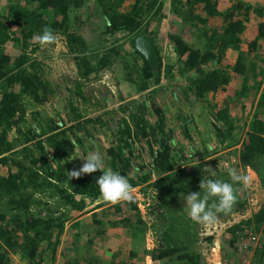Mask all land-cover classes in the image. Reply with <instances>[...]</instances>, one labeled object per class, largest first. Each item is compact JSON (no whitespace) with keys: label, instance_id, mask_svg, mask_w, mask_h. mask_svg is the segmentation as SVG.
Returning <instances> with one entry per match:
<instances>
[{"label":"rangeland","instance_id":"obj_1","mask_svg":"<svg viewBox=\"0 0 264 264\" xmlns=\"http://www.w3.org/2000/svg\"><path fill=\"white\" fill-rule=\"evenodd\" d=\"M234 1L218 0L217 5L220 9H226ZM244 1L259 6L263 12V15H258L254 11L251 12V19L244 33L245 37L251 39L258 31L259 22L264 20V0ZM12 2L30 8L39 5L38 0H0V25L3 30L10 34V38L3 44V51L12 56L25 52L29 57L25 64L33 60L38 62L36 63V70L40 76L48 80L51 86V91L45 102L30 103L27 116L29 121L26 120L22 122L23 124L21 123L20 131L28 128L32 122L41 127L53 118L60 125L57 130L63 129L60 136L71 135V131L75 132L72 135L74 139L71 137L72 141H75V145L74 148L72 147L69 157L72 170H78L82 166L84 163L81 159L82 156L87 155L89 151L96 150L103 154L104 168L108 169L109 149L118 146V137L122 136L123 128L128 124L134 140L133 153L137 155V161L149 163L150 147L148 141L142 135H136V125L132 118V113L136 110L140 114L142 113L143 105L146 102L147 108L144 116L147 120L154 123L163 113L166 128L167 126L176 128L172 130V133L177 134L178 141L186 145L185 151H189V146H192V143L199 151L203 150V143L210 148V152L205 157L199 154L194 158L196 163L204 162L201 179H219L229 182L227 167L235 168L239 173L252 177V184L249 188L244 189L239 185L236 186L240 189L238 196L241 197L243 206H235L231 215H221L218 223L226 219L239 223L264 206V177L251 166L243 164L239 158L242 142L246 139L248 128L252 122L258 94L252 92L249 97H244L241 100L235 97V91L241 78L231 70V65L235 62L238 51L227 49L220 63L209 61L205 65L206 68H216L220 65L226 71L229 69L231 80L226 87L212 90L197 100H191L189 99L192 96L191 89L188 86L191 82V76L196 72L193 69H184L187 53L180 56L174 41L171 39L172 34L180 35L192 47L202 49L205 47L206 40L204 31H210L213 26L219 28L223 21L222 16H209L206 21L195 19L196 21L191 22L174 11V0H159L156 7L145 16L142 30L147 28L146 33L150 34L157 44L161 61L156 70H161L160 81L158 83L149 81L147 87L144 88L141 80L144 60L131 43V39L137 35L127 31L105 33L106 21L98 0H83V4L72 9L67 26L54 33L57 37L56 43L46 48H41L38 43L33 41L32 37L29 39L30 42L26 48L15 39V36H22V34L20 32L21 25L14 20V15L10 11ZM157 5H159V11L155 12ZM201 12L203 16H206L203 10ZM60 17L61 15H58V20ZM39 34L41 33L37 32L34 35ZM69 34L79 38L76 39V42H71ZM82 42L89 47L85 52L91 63H96L97 59L106 52L112 53V62L98 72L85 75L86 66L81 59L85 53L78 50ZM263 50L264 46L259 52H263ZM17 88L18 86H16ZM186 93H190L189 97ZM156 106L161 108L160 114L156 113ZM225 107L233 116L234 127L232 132L226 136V140L220 142L216 135V129L209 119L213 116L212 112ZM186 116L195 117L197 121L194 122ZM261 117L264 118V112L261 113ZM179 121L181 123L188 122L190 133L194 136L193 142L182 131L184 127H181V130L179 127L177 128ZM197 123L198 127H196ZM77 124H83L85 128L83 126L77 127ZM71 125L75 127L71 128ZM86 128L89 132H86ZM9 138L18 140V130L13 131L11 129ZM23 146L17 143L12 150L5 152V155H8L10 159L6 163L0 162L1 174L6 175L10 170L15 171L17 169L13 159H21L30 165V162L23 157ZM157 147L158 143L155 142L154 148ZM127 150L128 148H125V153ZM73 157L76 158L72 159ZM186 162V160L181 162L182 165L180 164L176 169L186 166L187 170L190 171L192 164ZM54 164L56 165V161ZM259 168L264 172V162L260 164ZM97 173L102 175L99 170ZM134 174L135 176L138 174H136L135 167H133L131 175L127 174L128 179ZM159 175L153 172L148 182L133 186L136 200L133 203L120 202L110 205L100 199V194L94 197L76 193L77 200L84 199L85 206L81 209L72 208V205L67 203L65 199H61L55 185L46 184L47 186L40 188H35V185L32 184L29 185L26 194L32 192L30 214L45 218L58 216L64 219V226L60 234L58 235L57 228L53 233V238H51L58 242L55 264H61L65 258L70 256H79L80 260L85 257L92 260L94 256H98L108 262L109 252L104 241L108 237V215H113L116 218L114 219V226L121 227L128 233L127 236L132 237V241H134L132 247H137L135 240H144L143 250H141L143 254L136 264H177V260H170L169 257L156 260L150 254L154 247L163 245L161 235L168 224L169 227L167 228L175 231L176 235L187 233L184 235L186 240L191 236L190 230L194 231L196 239L192 242L191 248L201 253L203 262L206 264L205 257L211 258L210 247L213 246L214 238L217 236H210L206 239L204 242L206 254H203L199 235L201 226L191 222L184 209L185 201L182 199V195H187L189 192H180L175 199L166 195L167 197L162 204V197L159 194L160 188L152 185V182H155ZM52 182L56 183L55 179H52ZM61 184L67 183L62 182ZM68 188L69 190L72 189L71 186ZM0 208L7 212L6 221L10 227L18 222V219L14 218V214L19 210L12 208L7 203L6 198L0 197ZM243 215L244 217H242ZM139 216L144 220V225L139 223ZM170 224H174V226ZM133 226L135 227L134 233ZM232 226L226 230L227 236L220 233L222 228H219L218 233H215L217 235L220 233V236L222 234L220 240L222 258L227 262L249 260L250 264H264V228L258 227L255 222L242 223L241 228L236 231L231 230ZM140 227L143 230H138ZM248 227L258 236L257 242L248 238L245 233V229ZM149 229H151V236H153V244L148 239ZM104 233L105 235L102 237L97 236ZM12 238L19 244L23 241L22 233L17 238L12 235ZM0 242L6 246L1 236ZM6 247L10 250V257L14 264H32L29 262V254L23 251L21 247L15 249ZM128 248L129 244L120 254L123 260L133 258V256L132 258H125L124 254L128 253ZM41 249L44 250L43 258L46 257V261L50 260L52 249L48 246V239L41 240L38 254ZM134 252L136 253V251ZM147 253L151 255L152 260L156 261L153 262L150 258L147 260ZM46 261L41 264H46ZM81 262V264H85V260Z\"/></svg>","mask_w":264,"mask_h":264},{"label":"trees","instance_id":"obj_2","mask_svg":"<svg viewBox=\"0 0 264 264\" xmlns=\"http://www.w3.org/2000/svg\"><path fill=\"white\" fill-rule=\"evenodd\" d=\"M38 1L39 5L34 8L22 6L17 2H12L10 7L14 20L21 25L20 32L22 36H15V39L24 48L28 46L29 39L37 32L42 33L45 27L50 28L54 33L62 27H66L70 11L83 4V0ZM217 1L174 0V11L191 22L196 21L195 19L206 21L209 16L216 15L222 16L223 21L219 28L213 26L210 31H204L206 40L205 47L202 49L192 47L180 35L172 34L171 39L174 41L180 56L187 53L184 60V69H193L196 72L191 76V82L188 86L191 89L192 96L189 97L190 93H186L191 100H197L212 90L226 87L231 80L229 69L226 71L220 65L216 68H206L205 65L209 61L220 63L227 49L238 51L236 60L231 65V70L241 78L235 91V97L241 100L244 97H249L252 92L258 94L252 122L248 128L246 139L242 142L239 158L243 164L251 166L264 177V172L259 168L260 164L264 162V118L261 117V113L264 112V50L259 52L264 46V20L259 22L258 31L253 38L248 39L244 36L247 24L251 19V12H257L258 15H263V12L259 6L253 5L249 1L235 0L226 9H220ZM158 2L159 0H98L106 21L104 32L127 31L134 35L146 33L147 28L142 30L145 16L156 7ZM202 10L206 13V16H203ZM158 11L159 5H157L155 12ZM58 15H61L59 20ZM64 32L66 31L64 30ZM69 36H71V42H76V39L79 38L77 36L73 37V34H69ZM9 38L10 34L3 30L0 25V162L6 163L10 158L5 155V152L12 150L19 143L24 145L22 149L23 157L30 162V165L21 159H13L17 169L15 171L10 170L6 175L0 173V197L6 198L7 203L12 208L19 210L14 214V218H17L18 222L10 227L6 221L7 212L0 208V236L6 246L12 249L21 247L23 251L27 252L30 257L29 262L32 264H41L46 261V257L43 258L42 256L44 250L41 249L39 254L38 252L40 251L41 240L48 239V246L52 250L51 259L47 260L46 264H55L58 242L51 238H53V233L57 228V233L60 234L64 226V219L58 216L45 218L30 214L32 192L26 194L27 187L31 184L35 185V188L43 187L46 184L55 185L61 199H65L67 203L72 205V208L78 209L83 208L85 204L84 199L77 200L75 194H88L97 197L100 194L99 188L90 174L83 175L79 179L69 178L68 172L72 171L69 157L71 156L72 147L74 148L75 145L71 141L75 132L71 131V135L60 136L63 129L57 130L60 125L53 118L41 127L32 122L28 128L20 131L22 122L29 121L27 116L30 103L45 102L48 99L51 86L48 80L40 76L36 70V63L38 62L33 60L25 64L29 60L25 52L12 56L3 51V44ZM74 45L73 47H75ZM88 49L89 47L84 42L78 47L80 52L85 53L84 57L81 58L83 59L82 63L86 66L85 75L98 72L113 60L112 53L106 52L97 59L96 63H91L85 52ZM136 51L144 60L141 69L143 73L141 75L142 86L146 88L149 81L158 83L161 70L151 68L145 57L137 49ZM16 86H18L17 89ZM146 108L147 103L145 102L142 113L140 114L136 110L132 113V118L136 125V135L140 134L148 141L150 147L149 163L137 161V155L133 153L134 140L131 128L127 124L123 128L122 136L118 137V146L109 149L108 165L113 170H127L129 168L133 170V167H135L136 174L138 173L137 176L134 174L128 179L132 186L148 182L153 172L160 174V177L152 182V185L160 188L161 192L159 194L162 197V204L165 197H167L166 195L175 199L180 192L200 191L199 182L203 174L202 166L204 162L196 163L194 158L199 154L205 157L210 152V148L204 143L202 151L193 146L195 145L192 143L194 136L190 133L188 122L181 123L179 121L177 128L179 127L181 130V127H184L182 131L186 133L188 139H192V146H189V151H185L187 147L178 141L177 134L173 133L174 140L171 137L170 127L167 126L166 128L163 117H160L154 123L147 120L144 116ZM212 113L213 116L209 119L210 123L216 129L219 141L224 142L226 136L232 132L234 127L233 116L229 113L227 107L220 108ZM186 117L194 122L197 121L195 117ZM80 126L84 127L83 124H77V127ZM70 127L74 128L75 126L71 125ZM196 127H198V123ZM11 129L13 131L18 130V140L9 138ZM64 132L66 131L64 130ZM86 132H89L88 128H86ZM163 135L168 140L164 147H161L160 137ZM155 142L158 143L157 148H154ZM125 148H128L127 153H125ZM51 153L52 155H50ZM184 160L192 164L190 171L187 170L186 166L176 169L177 166L182 165L181 162ZM55 161L56 165L54 164ZM52 179H55L56 183H53ZM62 182H66L68 185H62ZM69 186L72 189L69 190ZM238 205L243 206L240 196H238L235 206ZM138 219L139 223L144 225L141 216ZM252 222H255L258 227L262 226L264 228V206L256 211L252 218L233 225L231 230L236 231L241 228L242 223ZM170 225L174 226V224ZM141 227L138 230H143ZM167 227H169V224L161 235L163 245L154 247L150 254L156 259L169 257L170 260H177V264H204L201 253L191 248L192 242L196 239L194 231L190 230L191 236L186 240L184 235L187 233L176 235L175 231L169 230ZM21 233L23 241L19 244L16 240H13L12 235L17 238ZM132 236L135 237L133 234ZM6 246L0 242V264H14L10 257V250ZM94 258L92 260H97V262H89L86 257L83 260H87L85 264H108V262L97 256ZM64 260L61 264H81V261H83L80 260L79 256H70Z\"/></svg>","mask_w":264,"mask_h":264},{"label":"clouds","instance_id":"obj_3","mask_svg":"<svg viewBox=\"0 0 264 264\" xmlns=\"http://www.w3.org/2000/svg\"><path fill=\"white\" fill-rule=\"evenodd\" d=\"M32 39L41 48L53 45L57 41L56 35L48 27H45L41 34L34 35ZM71 142L73 145L75 144V141ZM74 158L76 157L72 159ZM81 159L84 161L82 166L78 170L68 172L70 179H79L83 175L92 174L99 170L102 175L99 176L97 184L100 199L103 202L115 205L120 202H132L135 199L133 186L126 176L114 172L110 168H104V156L100 151H89ZM226 170L231 182L202 178L199 184L200 191L182 195L188 218L194 224L200 225L205 231L214 228L221 215L228 216L234 212L240 190L236 186L239 185L247 189L252 184L250 175L239 173L237 169L232 167H227ZM253 215L249 218H252Z\"/></svg>","mask_w":264,"mask_h":264},{"label":"crops","instance_id":"obj_4","mask_svg":"<svg viewBox=\"0 0 264 264\" xmlns=\"http://www.w3.org/2000/svg\"><path fill=\"white\" fill-rule=\"evenodd\" d=\"M159 177H160V175H159ZM186 193H188V192H186ZM96 211H98V210H96ZM114 219H116V218H114L113 215H108V223H109V225H108V237L105 240L103 239L106 243V247H108V252H109L108 264H136L137 260H139V258L143 254V252L141 250H143V244H144L143 241L144 240H140V239H139V241L135 240L137 247L136 248L132 247L134 245V241H132V237L127 236L128 233H126L125 230H123L121 227L114 226L113 225ZM110 220H112V221H110ZM102 235H105V233L101 234V235H97V236L102 237ZM125 244H127V246H125ZM128 244H129L128 253L124 254L125 258H129V257L132 258V256H133V258L131 260H123V258H121L122 256H120V254L125 247H128ZM132 249H135L134 251H136V253ZM147 254H148V255H146L147 260H149V258H150V260H152L151 255L149 253H147ZM94 257H96V256H94ZM86 259L89 262L90 261H96V260H90L87 257H86ZM94 259H97V258H94ZM161 259L162 258H158L156 260H161ZM87 260H85V261H87ZM156 260H152V261L154 262Z\"/></svg>","mask_w":264,"mask_h":264},{"label":"built area","instance_id":"obj_5","mask_svg":"<svg viewBox=\"0 0 264 264\" xmlns=\"http://www.w3.org/2000/svg\"><path fill=\"white\" fill-rule=\"evenodd\" d=\"M138 198V196H137ZM140 198V196H139ZM255 213V211H254ZM253 214H250L248 217H245V218H249L251 217ZM244 217V215L242 216ZM223 222V223H221ZM234 223V220L231 221V219H226V220H221L220 223H218L214 228H212L211 230H207L205 231L202 227L200 228V231H199V235H200V240L202 242V250H203V254H206V252H204L206 250V246H205V241L208 237L210 236H217L215 237V241H214V244L213 246L210 247V255H211V258L208 259L207 257H205V262L206 264H250V261L249 260H242V261H235L233 260L232 262H227L226 260H224L220 254V244H221V238H222V234H225V236H227V233H226V230L232 226ZM219 228H222L221 232V236H220V233L219 235L215 234V233H218V229ZM250 227L246 228L245 229V233L247 234L248 238H250L252 241L254 242H257L258 241V236L249 230ZM153 236H151V229H149V236H148V239L152 242L153 244ZM220 238V239H219ZM149 241V242H150ZM222 246V245H221Z\"/></svg>","mask_w":264,"mask_h":264},{"label":"water","instance_id":"obj_6","mask_svg":"<svg viewBox=\"0 0 264 264\" xmlns=\"http://www.w3.org/2000/svg\"><path fill=\"white\" fill-rule=\"evenodd\" d=\"M132 45L145 57L147 62L150 64L151 68L156 69L160 65V57H159V51L157 48V44L154 40V38L148 34V33H141L131 39ZM161 108L157 106L155 108V111L157 114L160 113ZM172 128H169L170 135L174 140ZM167 137L161 136L160 141L161 145L166 142ZM91 178L97 182L99 175L95 172L90 174Z\"/></svg>","mask_w":264,"mask_h":264},{"label":"flooded vegetation","instance_id":"obj_7","mask_svg":"<svg viewBox=\"0 0 264 264\" xmlns=\"http://www.w3.org/2000/svg\"><path fill=\"white\" fill-rule=\"evenodd\" d=\"M157 107V106H156ZM155 107V108H156ZM161 111V110H160ZM160 114V113H159ZM161 115V116H160ZM160 115H158V116H160V117H163L164 119H165V116H163V113H161ZM161 138V137H160ZM168 140V139H167ZM167 140H166V142H167ZM165 142V143H166ZM165 143L163 144V146L161 145V141H160V146L161 147H164V145H165ZM111 169V170H113V168L110 166V165H108V169ZM114 172H118V173H120L121 175H123V176H126V178L128 179V177H127V174H130L131 175V173H132V168H129V169H127V170H125V169H119V170H113ZM97 173V172H96ZM98 175H101V174H99V173H97Z\"/></svg>","mask_w":264,"mask_h":264}]
</instances>
